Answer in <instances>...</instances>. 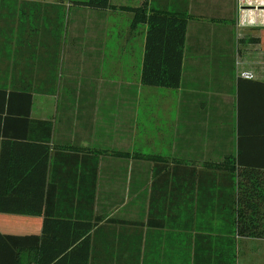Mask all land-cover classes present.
I'll use <instances>...</instances> for the list:
<instances>
[{
	"label": "crops",
	"instance_id": "crops-1",
	"mask_svg": "<svg viewBox=\"0 0 264 264\" xmlns=\"http://www.w3.org/2000/svg\"><path fill=\"white\" fill-rule=\"evenodd\" d=\"M70 1L0 0V264H239L264 241L237 190L264 161V0ZM175 61L178 86L143 81Z\"/></svg>",
	"mask_w": 264,
	"mask_h": 264
},
{
	"label": "trees",
	"instance_id": "trees-1",
	"mask_svg": "<svg viewBox=\"0 0 264 264\" xmlns=\"http://www.w3.org/2000/svg\"><path fill=\"white\" fill-rule=\"evenodd\" d=\"M60 1H65V0H60ZM68 1V0H67ZM70 1V0H69ZM70 2L76 3L78 5H87L90 7H97V8H108L110 6V0H71ZM135 19L134 23H138L143 20H147L148 22L153 23V17L149 16L146 17L144 8L143 7H137L135 8ZM183 31V26H180ZM182 35L179 38L181 48L179 49L180 53V62H182V57H183V42H184V36ZM151 36H149L150 38ZM148 38V43L149 40L151 42V39ZM152 47H155L154 45ZM167 64V63H165ZM169 66V67H168ZM179 68L178 65H176L175 61V67L174 71L171 70V66L167 65L166 68L164 66V69H161V67H154L149 66L146 62V65L144 66L143 70V75L142 79L144 82L150 84V85H161V86H168V87H175L178 86L180 76H179ZM262 165H248L249 167H242L238 166V178H244L245 180H239L238 181V191H244L245 195V201H248V203L245 206V212H247L248 209H252L253 213L260 214L262 211H264V161L261 160ZM242 168V169H241ZM228 173L230 174V177L233 175L235 172V168L229 166L227 168ZM252 179H255L252 181ZM241 185V187H240ZM251 192L255 194V198L250 199V195L248 193ZM249 202L251 204H249ZM252 205V206H250ZM13 209V208H12ZM7 207H3V204L0 203V210H12ZM260 212V213H259ZM28 214V213H26ZM244 221H246L244 227H240L238 229V233L242 234L244 236H254V237H262L264 238V227L260 226L258 224H253L252 219L250 218L249 221L247 222V216L244 214ZM251 217V216H250ZM37 248L36 247H19L16 251V264H19L21 255L26 253V252H33ZM232 264V263H231Z\"/></svg>",
	"mask_w": 264,
	"mask_h": 264
},
{
	"label": "rangeland",
	"instance_id": "rangeland-1",
	"mask_svg": "<svg viewBox=\"0 0 264 264\" xmlns=\"http://www.w3.org/2000/svg\"><path fill=\"white\" fill-rule=\"evenodd\" d=\"M79 7L78 4L72 3L71 12L74 13ZM237 259L239 264H264V241L243 239L238 243Z\"/></svg>",
	"mask_w": 264,
	"mask_h": 264
},
{
	"label": "built area",
	"instance_id": "built-area-1",
	"mask_svg": "<svg viewBox=\"0 0 264 264\" xmlns=\"http://www.w3.org/2000/svg\"><path fill=\"white\" fill-rule=\"evenodd\" d=\"M247 76V75H246ZM249 76V75H248Z\"/></svg>",
	"mask_w": 264,
	"mask_h": 264
}]
</instances>
